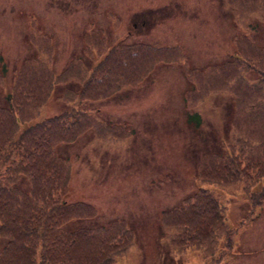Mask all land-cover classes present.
<instances>
[{
	"label": "rangeland",
	"instance_id": "374dc122",
	"mask_svg": "<svg viewBox=\"0 0 264 264\" xmlns=\"http://www.w3.org/2000/svg\"><path fill=\"white\" fill-rule=\"evenodd\" d=\"M98 1L64 7L68 0H0L2 108L7 106V93L22 62L42 54L29 40L39 31L53 42V47L48 46L55 50L51 64L56 73L66 71L77 58L84 59L89 68L106 60L104 68L109 71V58L118 43H152L159 49L180 47L181 56L174 55L172 60L156 57L154 65L142 72L145 79L139 81L132 75L124 81L122 76L115 86L126 83V88L117 89L109 100L86 101L87 105L80 107L91 111L104 128H86L77 142L61 145L59 152L72 164L69 202L94 206L98 215L68 225L76 229L124 222L133 238L117 255L115 264H264V209L239 227L241 220L252 213L248 195L239 187L211 186L228 206L230 225L239 228L236 243L228 251L223 238L220 246L213 243L198 249L180 238L170 242L171 234L161 219L164 211L180 207L184 199L198 192L202 187L198 179L200 164L206 156L222 151L233 130V95L211 92L200 96L193 81L197 77L186 74V70L193 73L208 69L209 74L212 66L230 60V52L238 51L233 45L236 35L252 36L255 44L264 47V7L259 10L256 4L249 7L246 2L242 10L241 0H230V9L223 0H189L183 9L181 0H139L146 5L152 3L153 8L173 2L170 10L183 11L163 22L165 33L158 28L152 32L150 20L151 25H140L147 15H136L131 0L122 3L123 14L116 15L101 14L103 5L112 0ZM87 8L93 13H76ZM98 40L104 48L95 45ZM85 44L90 45L92 55L85 54ZM3 64L5 72L1 70ZM56 73V84L60 86L42 108L49 117L70 107L63 101L69 97V86ZM34 96L36 102L37 94ZM27 112L30 114L29 108ZM44 118L42 115L39 120ZM212 227L219 228L223 235L217 224ZM5 243L0 237V247Z\"/></svg>",
	"mask_w": 264,
	"mask_h": 264
},
{
	"label": "trees",
	"instance_id": "16d2710c",
	"mask_svg": "<svg viewBox=\"0 0 264 264\" xmlns=\"http://www.w3.org/2000/svg\"><path fill=\"white\" fill-rule=\"evenodd\" d=\"M246 2L259 10L264 7V0H241L239 8L245 10ZM235 44V56L229 63L211 68L196 91L200 96L212 91L233 95L232 134L221 152L205 157L200 164L201 189L163 214L170 242L180 238L196 249L216 245L223 238L228 250L237 233L229 223L228 206L211 186L245 191L252 213L241 225L264 208V47L245 35L237 37ZM111 53L109 71L104 68L106 60L92 70L77 62L58 76L69 86V97L63 101L70 107L40 120L48 97L60 86L57 78L44 60L25 62L18 71L13 90L6 96L7 106L0 107V236L6 240L0 249V264H112L130 243L127 230L116 234L119 225L68 230L70 222L93 210L66 201L71 163L59 152L61 145H73L86 128L97 126L92 114L79 106L110 97L126 84L115 86L114 79L144 63L134 46L119 44ZM215 224L222 236L219 228L212 227Z\"/></svg>",
	"mask_w": 264,
	"mask_h": 264
},
{
	"label": "flooded vegetation",
	"instance_id": "af4514ba",
	"mask_svg": "<svg viewBox=\"0 0 264 264\" xmlns=\"http://www.w3.org/2000/svg\"><path fill=\"white\" fill-rule=\"evenodd\" d=\"M68 1L69 2H64V4H65L64 7L70 6L72 4H75L79 7V6H81V4H87L93 0H74V2H72L70 0H68ZM99 1H101V0H99ZM125 1L126 0H115V1L112 0V3H107V6H105V8L111 9V11H108L109 13L123 14L122 9H121V4L122 3L124 4ZM170 1H173V0H170ZM70 3H72V4H70ZM130 4H131V7L134 9L135 14H177V13H183V11L176 13V12H173L172 10H170L169 7L171 6V4H169V5L163 4L161 7H158V8H146L145 3L139 2V0H131ZM85 7H88V6H85ZM183 9H184V7H183ZM89 11H91V9L87 8L85 11H79L76 13L89 12ZM91 13H93V12L91 11ZM101 13H104V11H101ZM97 14H99V12ZM143 23H144V25H147L148 20L146 19L145 21H143ZM135 26H138V25H135Z\"/></svg>",
	"mask_w": 264,
	"mask_h": 264
},
{
	"label": "bare ground",
	"instance_id": "6f19581e",
	"mask_svg": "<svg viewBox=\"0 0 264 264\" xmlns=\"http://www.w3.org/2000/svg\"><path fill=\"white\" fill-rule=\"evenodd\" d=\"M192 5V4H191ZM190 6V5H189Z\"/></svg>",
	"mask_w": 264,
	"mask_h": 264
}]
</instances>
